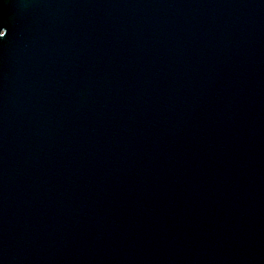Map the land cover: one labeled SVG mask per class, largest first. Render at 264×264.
Wrapping results in <instances>:
<instances>
[{
	"label": "water",
	"instance_id": "obj_1",
	"mask_svg": "<svg viewBox=\"0 0 264 264\" xmlns=\"http://www.w3.org/2000/svg\"><path fill=\"white\" fill-rule=\"evenodd\" d=\"M0 264H264V0H0Z\"/></svg>",
	"mask_w": 264,
	"mask_h": 264
},
{
	"label": "snow or ice",
	"instance_id": "obj_2",
	"mask_svg": "<svg viewBox=\"0 0 264 264\" xmlns=\"http://www.w3.org/2000/svg\"><path fill=\"white\" fill-rule=\"evenodd\" d=\"M0 29H2V27H0ZM4 35H5V33L2 30H0V37H2Z\"/></svg>",
	"mask_w": 264,
	"mask_h": 264
}]
</instances>
